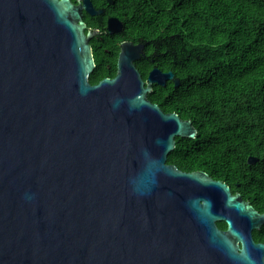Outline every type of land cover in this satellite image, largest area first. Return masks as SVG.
Instances as JSON below:
<instances>
[{"label": "water", "instance_id": "obj_1", "mask_svg": "<svg viewBox=\"0 0 264 264\" xmlns=\"http://www.w3.org/2000/svg\"><path fill=\"white\" fill-rule=\"evenodd\" d=\"M84 10L103 12L0 0V264H264V212L168 162L198 128L148 93L180 79L154 66L145 80L146 45L129 41L116 75L92 84Z\"/></svg>", "mask_w": 264, "mask_h": 264}, {"label": "trees", "instance_id": "obj_2", "mask_svg": "<svg viewBox=\"0 0 264 264\" xmlns=\"http://www.w3.org/2000/svg\"><path fill=\"white\" fill-rule=\"evenodd\" d=\"M117 1L133 39L154 50V66L181 81L155 83L150 99L198 128L177 137L168 161L225 181L264 212V0ZM254 236L264 241V225Z\"/></svg>", "mask_w": 264, "mask_h": 264}, {"label": "flooded vegetation", "instance_id": "obj_3", "mask_svg": "<svg viewBox=\"0 0 264 264\" xmlns=\"http://www.w3.org/2000/svg\"><path fill=\"white\" fill-rule=\"evenodd\" d=\"M72 1L74 3L80 2V0H72ZM92 2L97 9H102L103 12L100 14L92 15L85 10L83 11V19L86 23V32L93 33V35L90 38V44L93 50L95 68L90 74V77L93 74V72L96 71V69L99 70L98 72L99 79L95 83H98L100 80L106 77H111V78L114 77L117 72L114 75H112V73L114 69H116L117 71L118 58L122 43L130 41L135 44L144 43L146 45V47L143 50L144 53L136 61V64L140 72L142 73L143 78L147 80L150 71L154 68V50L148 47L145 42L135 41L133 39V37L131 36V29L128 28L129 26L127 19L125 18L124 15L119 16V14H117L118 4H119L117 0H99L98 2L96 0H92ZM111 17L118 18L121 25V30L119 32L110 33L108 31V20ZM105 70L109 72V75L101 76L102 72ZM90 77L89 80L91 82ZM170 81L174 82V80H169L168 82ZM91 83L95 84L93 82ZM149 93H151L154 97V83L152 84V90ZM149 93H148V97H149ZM150 100L154 102L152 99ZM168 162L172 164H176L178 165L179 168L186 171L193 170L191 168L186 167V165L181 166L180 164L174 162H170V161Z\"/></svg>", "mask_w": 264, "mask_h": 264}]
</instances>
